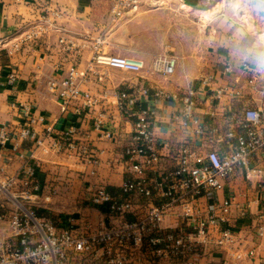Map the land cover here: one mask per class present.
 <instances>
[{
	"label": "built area",
	"instance_id": "built-area-1",
	"mask_svg": "<svg viewBox=\"0 0 264 264\" xmlns=\"http://www.w3.org/2000/svg\"><path fill=\"white\" fill-rule=\"evenodd\" d=\"M142 0H114L110 6V18L115 21L126 12L137 8ZM169 5L168 0H146ZM190 8L208 9L219 0H179ZM264 3V0H262ZM54 17H61L62 11L52 10ZM42 32L33 30L14 43L33 42ZM62 51L79 52L71 38L59 40ZM94 52L86 67L81 70L72 63L60 77H49L47 88L60 104V113L83 114L92 118V131L96 140H119V134L105 125L106 112L97 111L101 97L83 89L90 73H97L100 65H107L126 71L139 72L145 67L140 58L121 55H106L95 43ZM177 57L167 52L154 56L152 70L163 76L175 72ZM224 73L245 76L234 84L213 88L211 74L201 79L200 86L188 87L184 91H168L156 87L152 94L168 97L182 105L181 112L168 118L176 128L191 130L195 140L177 139L171 154L172 166L160 168L163 155L159 151L156 121L165 118L163 112L137 108L140 95L150 94V89L134 88L116 93L119 110L134 119V129L128 135L120 136L124 146L120 158L114 162L125 164L126 171L119 190L114 193L103 183L87 180L83 203L106 213L109 219L91 223L85 216L61 217L49 214L50 204L67 187L71 180L63 178L57 169L44 170V164L63 155L84 166V177H94L104 162L103 152L87 137L78 138L80 127L70 125L58 135H53V126L47 125L42 134L37 126L45 118L36 115L32 103L22 104V118L25 125L18 136L8 125L0 126V264H136L135 251H139L147 264H162L181 259L183 264H199V252L213 245L223 250L234 249L238 242L237 233L230 228H220L228 221L227 215L232 200L226 198L204 206L202 199L224 188L226 178L239 170L247 177L252 172L260 173L258 166L264 163V77L261 70L248 57H242L238 66L227 59ZM238 73V74H237ZM12 82L17 81V72H11ZM247 89L258 92L262 104L257 107L245 105L241 109L230 108L228 112H207L211 117L221 114L224 120L222 132L208 128L199 117L198 108L203 96L209 104L224 98L240 101L246 97ZM205 102V101H204ZM11 106L16 102L10 100ZM33 144L26 152L22 150L23 140ZM223 142L220 148L215 144ZM208 146L206 151L199 146ZM8 149V150H7ZM7 150L6 155L3 154ZM15 162L18 168H13ZM110 164V161L106 162ZM161 169V170H159ZM159 171V172H158ZM158 172V173H156ZM42 174L46 175L42 177ZM257 187L262 192L261 206L264 208V179ZM217 212H219L217 214ZM248 205L240 208L245 216ZM168 217L179 221L176 225L166 224ZM257 237L264 235V223L256 226ZM250 248L233 250V257L240 260L253 255Z\"/></svg>",
	"mask_w": 264,
	"mask_h": 264
},
{
	"label": "crops",
	"instance_id": "crops-1",
	"mask_svg": "<svg viewBox=\"0 0 264 264\" xmlns=\"http://www.w3.org/2000/svg\"><path fill=\"white\" fill-rule=\"evenodd\" d=\"M168 1L170 6L179 4L180 9H191L189 5L181 6L179 0ZM113 2L114 0H0V126L8 125L14 130V137L18 136L20 128L25 125L22 104L32 103L35 114L43 116L46 120L43 125L37 126L38 134H42L45 126L52 125V133L56 136L70 125L76 124L80 127L77 137H87L103 151L101 158L104 162L99 167L97 175L90 178L84 177L82 164L63 155L44 164V170L55 168L63 178L69 176L71 180L67 187H62L61 194L47 204L50 208L49 214L60 215L63 218L74 214L78 215L77 219L82 215L93 224L99 219L109 218L105 212L92 209L82 202L86 194L85 182L92 180L103 183L114 193L119 190L126 166L114 162V159L120 158L122 154L125 141L120 136L128 135L134 129V119L122 113L117 106L115 96L117 91L144 87L150 89V94L138 97L136 105L140 109L163 112L166 116L155 123L159 151L163 155L160 168H164L173 165L170 158L176 140L182 138L195 140V136L191 130L176 128L168 118L172 113L181 112V103L168 97H156L152 94L154 88L184 91L188 87L200 86L201 79L209 74L213 76L210 85L213 88L234 84L237 79L244 82L245 76L242 74L237 77L224 73L227 59L238 66L242 57H248L259 67L264 77V39L259 31L264 25L262 0H219L215 5L219 6L216 11L218 13L208 22L211 25L207 40L210 44L209 50L200 48L199 55L195 56L196 62L201 68H205V72L201 75L182 72L181 60L179 61L176 56L175 72L167 77L152 70V62L158 50L151 54L142 50L141 34L137 26L142 19L157 20L158 17L164 16L172 20V13H161L160 8H155L154 2L142 0L137 8L112 21L109 10ZM215 6L211 9H216ZM53 9L61 10L62 16L54 17ZM39 28L42 32L35 41L23 44L19 42L20 47L14 48V43H18L29 32ZM62 37L73 39L80 51L78 53L62 51L59 43ZM97 40L101 52L106 55L140 58L145 62V67L139 72L100 65L97 73H90L89 79L83 84L85 91L101 97V103L96 109L107 113L105 125L119 134V140H96L90 116L85 114L77 116L71 113L62 115L57 98L50 93L46 84L49 77H60L72 63H77L83 70L92 57L93 46ZM11 72H17L16 82L10 79ZM245 95L246 97L240 101L226 97L215 104H209L203 96L205 102L203 101L197 110L201 112L199 117L205 120L208 128H218L221 131L224 126L223 116L218 114L211 117L207 112L222 113L228 112L230 108L241 109L245 105L257 107L262 104L260 93L247 89ZM10 100L15 101L16 106H11ZM32 144L30 139L23 140L22 150L26 152ZM215 145L224 147L223 142H217ZM198 149L206 151L208 146H199ZM7 150H4V155L8 153ZM108 161L110 164L106 163ZM258 166L262 169L260 173L252 172L247 177L244 170H239L225 179L222 190L201 200L204 206L212 202L213 196L218 201L226 198L232 200L233 204L227 215L228 221L221 223L219 227L221 229L227 227L237 233L238 242L232 250L209 245L199 252V264H264V235L262 237L256 235V226L264 223V208L260 202L262 192L257 187L258 182L264 179V163ZM18 167L19 163L15 162L13 168ZM44 176L46 175L42 174V177ZM246 205L248 212L241 216L240 208ZM177 223L174 217H168L166 220V224ZM237 248L243 252L253 248L255 252L236 260L233 257V250ZM134 253L136 264H147L146 258L139 251ZM162 264H183V261L166 260Z\"/></svg>",
	"mask_w": 264,
	"mask_h": 264
},
{
	"label": "rangeland",
	"instance_id": "rangeland-1",
	"mask_svg": "<svg viewBox=\"0 0 264 264\" xmlns=\"http://www.w3.org/2000/svg\"><path fill=\"white\" fill-rule=\"evenodd\" d=\"M154 4L156 9L160 8L159 12L172 13V20L164 16L158 17L157 20L142 19L137 26L139 34H141L142 50L147 54H151L154 50H158L157 53L173 54L178 57L179 61L181 60L182 72L194 75L203 74L205 68H201V65L196 62L195 56L199 55L200 48L209 50L210 44L207 43V40L211 25L208 22L216 16L219 6H215L217 9H211L212 7L208 9H180L179 4L172 6L160 5L161 3L155 2ZM263 28L264 25L260 27L259 31L263 34L261 37L264 39ZM80 264H87V262L82 260Z\"/></svg>",
	"mask_w": 264,
	"mask_h": 264
},
{
	"label": "bare ground",
	"instance_id": "bare-ground-1",
	"mask_svg": "<svg viewBox=\"0 0 264 264\" xmlns=\"http://www.w3.org/2000/svg\"><path fill=\"white\" fill-rule=\"evenodd\" d=\"M217 9V8H216ZM212 12V11H211Z\"/></svg>",
	"mask_w": 264,
	"mask_h": 264
}]
</instances>
